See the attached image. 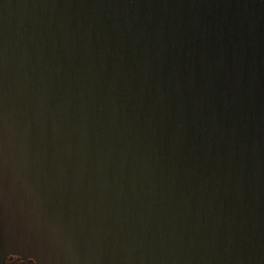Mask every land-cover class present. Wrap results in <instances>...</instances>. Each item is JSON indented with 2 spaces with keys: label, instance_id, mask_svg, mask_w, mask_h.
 <instances>
[{
  "label": "water",
  "instance_id": "water-1",
  "mask_svg": "<svg viewBox=\"0 0 264 264\" xmlns=\"http://www.w3.org/2000/svg\"><path fill=\"white\" fill-rule=\"evenodd\" d=\"M0 121L78 264H264V0H0Z\"/></svg>",
  "mask_w": 264,
  "mask_h": 264
},
{
  "label": "flooded vegetation",
  "instance_id": "flooded-vegetation-1",
  "mask_svg": "<svg viewBox=\"0 0 264 264\" xmlns=\"http://www.w3.org/2000/svg\"><path fill=\"white\" fill-rule=\"evenodd\" d=\"M5 131L0 121V264H78L79 257L51 235L35 211L27 181L11 174Z\"/></svg>",
  "mask_w": 264,
  "mask_h": 264
}]
</instances>
